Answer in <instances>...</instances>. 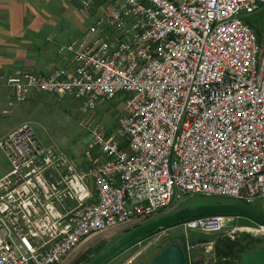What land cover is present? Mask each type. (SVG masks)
<instances>
[{"label":"built area","instance_id":"2783aa9c","mask_svg":"<svg viewBox=\"0 0 264 264\" xmlns=\"http://www.w3.org/2000/svg\"><path fill=\"white\" fill-rule=\"evenodd\" d=\"M104 1L94 35L59 48L72 68L0 69V89L11 91L4 113L40 93L88 108L126 95L118 124L95 123L80 157L43 144L28 122L0 139L10 165L0 176V264H61L93 235L156 219L190 194L264 198V28L250 18L264 0ZM96 4L82 0L87 11ZM177 226L264 239V222L241 212ZM191 243L188 264H217L195 257L213 243Z\"/></svg>","mask_w":264,"mask_h":264},{"label":"rangeland","instance_id":"374dc122","mask_svg":"<svg viewBox=\"0 0 264 264\" xmlns=\"http://www.w3.org/2000/svg\"><path fill=\"white\" fill-rule=\"evenodd\" d=\"M250 18L254 21L262 22V28H264V9L250 15ZM125 97L126 95L120 92L115 98L102 100L95 108H88L83 100L71 96H58L46 93L34 94L20 105L21 110L17 120L30 123L38 139L46 146L56 145L66 150L69 154L80 157L84 155L87 149V143L92 137V128L95 123H101L107 127H115L118 124L120 117L124 114ZM218 201L234 202L236 199L229 196L194 193L184 200L176 202L169 209V212L187 208L197 203L199 205ZM253 206L258 211L264 212V198L259 199ZM146 222L148 220L118 226L110 231L93 235L77 247L61 264H88L127 230H131ZM239 223L243 226L252 225L248 220H241ZM229 230V227L220 232L185 231L180 226L169 229L159 228L152 234L144 238H138L122 247L102 264H146L171 242L180 243L185 249L184 251H186L185 243L187 239L193 242L191 244L197 242L213 243L214 247L210 254H205L202 249L195 254V257H202V263L210 258L217 261V243L220 240H230L226 237ZM237 238L245 246L256 245L259 248L264 247V239L257 241V239L252 238L244 231ZM84 252L86 253L85 255ZM188 256L189 254L186 257L187 263Z\"/></svg>","mask_w":264,"mask_h":264},{"label":"crops","instance_id":"0c3cea01","mask_svg":"<svg viewBox=\"0 0 264 264\" xmlns=\"http://www.w3.org/2000/svg\"><path fill=\"white\" fill-rule=\"evenodd\" d=\"M105 4L97 0L96 7L87 11L82 0H0V69L48 74L56 67L72 68L71 53H61L60 46L94 35L91 28ZM10 96L9 89H0V139L22 123L17 120L21 104L3 112ZM9 168L0 148V176Z\"/></svg>","mask_w":264,"mask_h":264},{"label":"water","instance_id":"95a60500","mask_svg":"<svg viewBox=\"0 0 264 264\" xmlns=\"http://www.w3.org/2000/svg\"><path fill=\"white\" fill-rule=\"evenodd\" d=\"M215 212H241L247 214L257 221L264 222V213L258 211L255 207L246 205L239 201L234 202H212L204 203L187 208H181L176 211L162 215L154 220L141 224L127 233L110 246L105 248L88 264H102L122 247L138 238H144L149 233H153L159 228L174 227L179 225L180 221L189 217H201L208 213ZM146 264H188L186 254L182 245L178 242H171L164 247L151 261ZM240 264H264V247L256 251H246L240 256Z\"/></svg>","mask_w":264,"mask_h":264},{"label":"trees","instance_id":"16d2710c","mask_svg":"<svg viewBox=\"0 0 264 264\" xmlns=\"http://www.w3.org/2000/svg\"><path fill=\"white\" fill-rule=\"evenodd\" d=\"M258 33L262 34V28L257 27ZM198 205L193 204L191 206ZM152 233H149L150 235ZM147 235V236H148ZM259 239H257L258 241ZM260 249L255 246H245L238 240H220L217 243L216 253H217V264H240V256L243 252L246 251H256ZM196 264H200V262H196Z\"/></svg>","mask_w":264,"mask_h":264},{"label":"flooded vegetation","instance_id":"af4514ba","mask_svg":"<svg viewBox=\"0 0 264 264\" xmlns=\"http://www.w3.org/2000/svg\"><path fill=\"white\" fill-rule=\"evenodd\" d=\"M128 231H129V230H127L125 233H127ZM125 233H124V234H125ZM124 234H122L120 237H122ZM120 237H118L116 240H118ZM101 252H102V251H101ZM85 254H86V253L84 252V255H85ZM84 255H83V256H84Z\"/></svg>","mask_w":264,"mask_h":264}]
</instances>
